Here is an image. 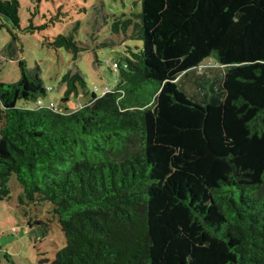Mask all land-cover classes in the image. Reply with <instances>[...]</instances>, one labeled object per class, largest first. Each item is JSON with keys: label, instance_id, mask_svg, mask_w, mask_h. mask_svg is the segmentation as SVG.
Returning a JSON list of instances; mask_svg holds the SVG:
<instances>
[{"label": "trees", "instance_id": "1", "mask_svg": "<svg viewBox=\"0 0 264 264\" xmlns=\"http://www.w3.org/2000/svg\"><path fill=\"white\" fill-rule=\"evenodd\" d=\"M140 7L110 28L141 45L76 109L77 68L58 105L39 65L20 60L19 79L0 81V201L14 198L40 236L57 223L65 244L47 264H264V0ZM19 9L0 0L13 40L48 27L38 7L22 26ZM73 31L43 44L75 60L89 47ZM208 59L224 69L204 81L194 70Z\"/></svg>", "mask_w": 264, "mask_h": 264}, {"label": "rangeland", "instance_id": "2", "mask_svg": "<svg viewBox=\"0 0 264 264\" xmlns=\"http://www.w3.org/2000/svg\"><path fill=\"white\" fill-rule=\"evenodd\" d=\"M21 25L26 26L32 12L38 7L33 22L48 24L44 30L34 33L17 31L16 40L10 31L13 26L7 17H0V81L15 82L20 77L19 61L24 60L28 69L39 65L44 84L52 88L44 96L45 102H61L63 85L61 76L76 68L81 71L87 87L85 94L71 97L69 109L89 100L92 92L102 94L115 85L117 70L113 66L124 55L127 45H141V41L124 39L112 33L110 25L116 17L131 16L139 12L141 0H19ZM139 8V9H138ZM58 18L56 17L57 13ZM73 31L80 46L89 47L81 51L74 60L72 53L64 48L54 49L43 44V38L58 33ZM11 44L7 48L8 44ZM99 62L98 66L96 62ZM224 67L212 60H205L195 68L194 74L205 80L213 79ZM194 76L185 77L184 84L193 92ZM49 215V214H46ZM39 219L41 218L39 212ZM31 230L15 199L0 201V264H47L56 250L63 247L65 238L56 222H51L47 233L40 236Z\"/></svg>", "mask_w": 264, "mask_h": 264}, {"label": "built area", "instance_id": "3", "mask_svg": "<svg viewBox=\"0 0 264 264\" xmlns=\"http://www.w3.org/2000/svg\"><path fill=\"white\" fill-rule=\"evenodd\" d=\"M38 103H40V100L37 101ZM51 107H53V103H50L49 104Z\"/></svg>", "mask_w": 264, "mask_h": 264}]
</instances>
